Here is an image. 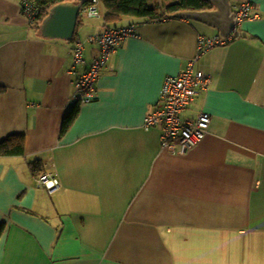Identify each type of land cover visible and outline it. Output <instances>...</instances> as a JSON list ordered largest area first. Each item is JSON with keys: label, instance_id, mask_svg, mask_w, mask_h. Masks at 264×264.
<instances>
[{"label": "crops", "instance_id": "obj_1", "mask_svg": "<svg viewBox=\"0 0 264 264\" xmlns=\"http://www.w3.org/2000/svg\"><path fill=\"white\" fill-rule=\"evenodd\" d=\"M245 1L260 17L201 55L198 38L219 35L213 26L125 19L138 36L117 46L95 99L63 132L77 81L100 55L89 36L103 13L82 10L72 39L49 38L20 0H0V143L25 136L24 154L0 156V264H264V0L231 3ZM195 57L213 83L180 116L206 110L211 124L176 157L161 127L143 123L165 77ZM48 169L61 181L54 194L37 182Z\"/></svg>", "mask_w": 264, "mask_h": 264}, {"label": "built area", "instance_id": "obj_2", "mask_svg": "<svg viewBox=\"0 0 264 264\" xmlns=\"http://www.w3.org/2000/svg\"><path fill=\"white\" fill-rule=\"evenodd\" d=\"M96 4L98 0H92L85 7L90 16L99 15ZM253 8L252 1L232 5L237 22L236 27L248 19L260 17L258 13H254ZM22 12L34 20L38 14V8L33 0H25ZM136 36L138 31L135 23L106 25L100 33L89 36V40L98 44L101 52L92 60L89 69L79 77L77 90L72 99L73 106L95 99L97 92L95 84L100 77L101 69L109 61L118 45L126 38ZM229 40L230 37L223 39L219 35L212 37L200 35L197 44L198 55L223 45ZM73 54L76 64L84 61V47L81 41L77 43ZM196 63L197 58H191L180 73L165 77L156 108L146 116L143 123L146 130L153 126L161 127L162 148L176 157L187 154L197 147L205 139L211 124V114L206 110L200 111L194 119H183L180 116L181 112L186 110L198 95L208 91L213 83L212 75L197 67ZM37 182L49 194H54L61 188V181L55 170L43 171L39 174Z\"/></svg>", "mask_w": 264, "mask_h": 264}, {"label": "trees", "instance_id": "obj_3", "mask_svg": "<svg viewBox=\"0 0 264 264\" xmlns=\"http://www.w3.org/2000/svg\"><path fill=\"white\" fill-rule=\"evenodd\" d=\"M25 0H20L23 3ZM38 8L36 16L37 22H41L56 4L66 0H33ZM92 0L82 1L89 5ZM101 3L103 19L105 26H118L125 19H159L165 16H174L178 11L187 9H209L212 8L207 0H175L167 5L162 11L161 5L157 0H98ZM80 18V16H79ZM78 18V21H79ZM80 104L73 106L63 121L62 131L65 132L78 116ZM25 152V136L22 134H12L0 143V156H18ZM32 167H36V163H32ZM36 171V169H35ZM2 228H0L1 233Z\"/></svg>", "mask_w": 264, "mask_h": 264}, {"label": "water", "instance_id": "obj_4", "mask_svg": "<svg viewBox=\"0 0 264 264\" xmlns=\"http://www.w3.org/2000/svg\"><path fill=\"white\" fill-rule=\"evenodd\" d=\"M212 4L209 9H187L174 14L178 18H188L215 27L221 38H228L236 28L235 13L231 0H207ZM82 4L63 1L51 7L49 14L40 25L41 34L49 38L70 40L75 35Z\"/></svg>", "mask_w": 264, "mask_h": 264}, {"label": "rangeland", "instance_id": "obj_5", "mask_svg": "<svg viewBox=\"0 0 264 264\" xmlns=\"http://www.w3.org/2000/svg\"><path fill=\"white\" fill-rule=\"evenodd\" d=\"M171 1L173 2L174 0H167V2H171ZM167 2H166V0H160V3H162V5L167 4ZM87 6H88V5H87ZM96 7H97L98 12H99V14H100V5H99V4H96ZM82 10H83V8H82ZM87 10H88V9L84 8V12H86L87 15H88ZM162 11H163V10H162ZM97 16H99V15H97ZM81 19H83V18L81 17ZM129 38H130V37H129ZM126 39H127V38H126ZM126 39H125V40H126ZM231 39H232V38H230V40H231ZM230 40H229V41H230ZM229 41H228V42H229Z\"/></svg>", "mask_w": 264, "mask_h": 264}, {"label": "clouds", "instance_id": "obj_6", "mask_svg": "<svg viewBox=\"0 0 264 264\" xmlns=\"http://www.w3.org/2000/svg\"><path fill=\"white\" fill-rule=\"evenodd\" d=\"M233 5V4H232ZM235 29H237V27L235 28ZM220 36V35H219ZM230 38H231V35L229 36ZM225 39H227V38H225Z\"/></svg>", "mask_w": 264, "mask_h": 264}]
</instances>
